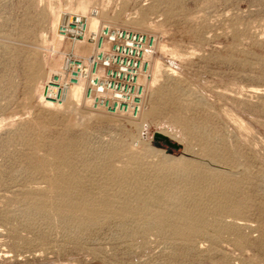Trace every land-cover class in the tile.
I'll list each match as a JSON object with an SVG mask.
<instances>
[{"label": "rangeland", "instance_id": "rangeland-1", "mask_svg": "<svg viewBox=\"0 0 264 264\" xmlns=\"http://www.w3.org/2000/svg\"><path fill=\"white\" fill-rule=\"evenodd\" d=\"M71 12L155 39L138 116L38 96ZM0 264H264V0H0Z\"/></svg>", "mask_w": 264, "mask_h": 264}, {"label": "built area", "instance_id": "built-area-1", "mask_svg": "<svg viewBox=\"0 0 264 264\" xmlns=\"http://www.w3.org/2000/svg\"><path fill=\"white\" fill-rule=\"evenodd\" d=\"M62 38L88 42L86 56L67 54L63 73L46 82L51 99L61 101L64 88L80 85L82 96L95 111L136 117L145 104L146 79L152 71L155 39L146 31L101 24L93 29L90 17L78 12L66 14L58 26ZM56 86V87H53Z\"/></svg>", "mask_w": 264, "mask_h": 264}, {"label": "bare ground", "instance_id": "bare-ground-1", "mask_svg": "<svg viewBox=\"0 0 264 264\" xmlns=\"http://www.w3.org/2000/svg\"><path fill=\"white\" fill-rule=\"evenodd\" d=\"M84 2V1H83ZM83 2H80V4H79V6H78V8L79 9H81V10H84L85 9V3H83ZM57 10V9H56ZM58 11V10H57ZM57 14H56V16H55V18H53V26L55 27L56 25H57V23H58V21H59V19H60V17L62 16L61 14V12H60V10L58 11V12H56ZM99 23H100V21L98 20V18H94V17H92L91 18V20H90V24H91V26H92V28L93 29H96L98 26H99ZM56 28V27H55ZM57 37V36H56ZM60 38V37H59ZM59 40V39H58ZM86 52H88V50L86 51ZM157 61V60H156ZM157 65H158V61L155 63V66L157 67ZM158 68V67H157ZM37 80V79H36ZM42 86V85H41ZM47 85H46V82L44 83V86L41 88V89H37V90H39V93H38V96L40 95V99L41 100H43V101H46L47 102V104H48V106L49 105H52V106H54V105H58V107H59V105L60 104H63V101L62 102H60V101H55L54 99H51V97L49 98V96H52V95H50L49 93H46V91H47ZM53 87H56V86H54L53 85ZM82 87L80 86V85H76V86H73L72 88H70L69 89V91H70V97L69 98H71L72 100H74V99H76V100H80L81 99V97H82ZM35 92V91H34ZM42 101V102H43ZM65 102V101H64ZM53 182V181H52ZM40 193V192H39ZM50 193V192H49ZM136 194V193H135ZM59 198V197H58ZM64 198V197H63ZM49 199V198H48ZM53 201V200H52ZM32 202H33V200H32ZM150 202V201H149ZM38 203V202H37ZM66 203V202H65ZM38 205V204H37ZM75 205V204H74ZM80 207V206H79ZM37 208V207H36ZM163 213V212H162ZM164 215V214H163ZM150 218H152V217H150ZM159 221V220H158ZM160 222V221H159ZM177 225V224H176ZM179 227V226H178ZM189 228V227H188ZM198 229V228H197ZM195 230V229H194ZM179 231V230H178ZM198 231V230H197ZM192 232V231H191Z\"/></svg>", "mask_w": 264, "mask_h": 264}, {"label": "water", "instance_id": "water-1", "mask_svg": "<svg viewBox=\"0 0 264 264\" xmlns=\"http://www.w3.org/2000/svg\"><path fill=\"white\" fill-rule=\"evenodd\" d=\"M169 151L171 152V149H169Z\"/></svg>", "mask_w": 264, "mask_h": 264}]
</instances>
